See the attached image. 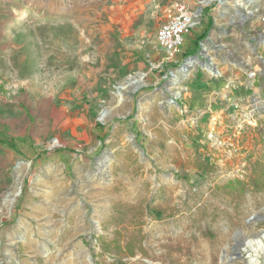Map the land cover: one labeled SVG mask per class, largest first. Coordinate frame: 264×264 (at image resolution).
<instances>
[{"label": "rangeland", "instance_id": "rangeland-1", "mask_svg": "<svg viewBox=\"0 0 264 264\" xmlns=\"http://www.w3.org/2000/svg\"><path fill=\"white\" fill-rule=\"evenodd\" d=\"M176 1L232 15L241 50L198 36L170 72L156 30ZM189 65L233 98L177 88ZM257 159L264 0H0V264H264Z\"/></svg>", "mask_w": 264, "mask_h": 264}, {"label": "crops", "instance_id": "crops-1", "mask_svg": "<svg viewBox=\"0 0 264 264\" xmlns=\"http://www.w3.org/2000/svg\"><path fill=\"white\" fill-rule=\"evenodd\" d=\"M205 17V19H204ZM208 18V21L206 20ZM212 23L211 28L208 31L207 24ZM238 22L232 19V15H228L223 21L214 17L211 13L205 14L204 16L201 15L198 23L191 29V31L185 37V44H187L188 53L193 52L198 47L195 45V41L198 36L206 35V40L204 42V50L207 52L218 53L219 50H223L224 53H232L235 54L239 52L242 48L241 45V38L242 36V28L237 24ZM253 30L254 32H261L260 23L259 21L253 22ZM205 24V25H204ZM247 38V36H246ZM187 53V51H184ZM182 53V54H184ZM179 55L176 60L171 64L169 68L170 72L172 71L173 67L175 68L177 64H179L180 59ZM231 63L224 61L223 68L228 69ZM216 67V66H215ZM189 77H182V78H175L173 84L177 88H185L186 90L189 87H193V91L196 90L202 94H208L210 92L218 93L220 95L228 98H233L229 91H227L222 81L217 79L206 78L205 80H198L197 76L201 73L198 67L191 69L190 65L188 68ZM220 73V71H219ZM203 78L205 75H200ZM167 90V89H166ZM232 91V89H231ZM233 101V100H232Z\"/></svg>", "mask_w": 264, "mask_h": 264}, {"label": "built area", "instance_id": "built-area-1", "mask_svg": "<svg viewBox=\"0 0 264 264\" xmlns=\"http://www.w3.org/2000/svg\"><path fill=\"white\" fill-rule=\"evenodd\" d=\"M201 10L185 1H176L167 7L165 19L156 30V40L171 61L176 59L186 35L198 23Z\"/></svg>", "mask_w": 264, "mask_h": 264}, {"label": "trees", "instance_id": "trees-1", "mask_svg": "<svg viewBox=\"0 0 264 264\" xmlns=\"http://www.w3.org/2000/svg\"><path fill=\"white\" fill-rule=\"evenodd\" d=\"M248 183L251 185L253 190L261 191L264 190V161L257 159L252 165L251 177L249 178ZM243 187H246V183H242ZM129 251L134 253L135 247L143 248L142 243L139 239L131 240L128 242Z\"/></svg>", "mask_w": 264, "mask_h": 264}, {"label": "bare ground", "instance_id": "bare-ground-1", "mask_svg": "<svg viewBox=\"0 0 264 264\" xmlns=\"http://www.w3.org/2000/svg\"><path fill=\"white\" fill-rule=\"evenodd\" d=\"M253 10V9H252ZM193 63L192 61H189L188 64ZM208 69H210L212 71V68L207 66ZM144 83V75H142L141 77L137 78V77H131L128 81H126L125 83H122L120 85V89H127L129 87L132 88H137L140 85H142ZM122 94V93H121ZM104 115V114H103ZM20 193V186H18L16 188V190L10 192L6 198H5V204H7V206L10 208L13 203L16 200V197L18 196V194ZM261 247V246H260Z\"/></svg>", "mask_w": 264, "mask_h": 264}, {"label": "water", "instance_id": "water-1", "mask_svg": "<svg viewBox=\"0 0 264 264\" xmlns=\"http://www.w3.org/2000/svg\"><path fill=\"white\" fill-rule=\"evenodd\" d=\"M192 57H194V56H192ZM192 57H191V58H192ZM207 64H208V63H207ZM186 66H187V64L184 63V64L182 65L181 69L186 70V68H187ZM213 69H214V67H213ZM169 82H170V81H169Z\"/></svg>", "mask_w": 264, "mask_h": 264}]
</instances>
